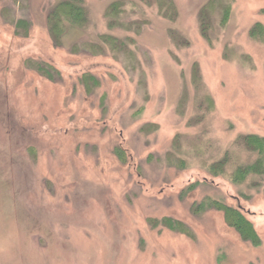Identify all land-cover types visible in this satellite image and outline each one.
<instances>
[{
  "label": "rangeland",
  "instance_id": "obj_1",
  "mask_svg": "<svg viewBox=\"0 0 264 264\" xmlns=\"http://www.w3.org/2000/svg\"><path fill=\"white\" fill-rule=\"evenodd\" d=\"M112 1L84 0L87 24L55 45L57 0H0V264H264V173L228 176L255 159L236 138H264V0H172L173 19L121 0L130 30L108 28ZM100 34L133 39L132 55L81 47ZM226 152V173H211ZM163 218L192 237L151 227Z\"/></svg>",
  "mask_w": 264,
  "mask_h": 264
},
{
  "label": "trees",
  "instance_id": "obj_2",
  "mask_svg": "<svg viewBox=\"0 0 264 264\" xmlns=\"http://www.w3.org/2000/svg\"><path fill=\"white\" fill-rule=\"evenodd\" d=\"M159 13L168 19H173L175 16V8L172 0H156ZM207 4L203 5L199 12L200 33L202 37L209 41V13ZM124 3L121 0H113L105 9L104 16L107 20L109 29L119 28V30L132 29L133 22H124L122 18L125 14ZM227 16V8L223 12V18ZM88 22L87 9L84 0H57L53 7L48 11L46 16L47 31L51 40L55 45H61L63 37L68 29H81ZM25 22L18 20L15 24V31L22 36L27 35L25 30ZM138 29V26H136ZM20 33H19V32ZM133 43L131 38H119L110 34H100L98 42L96 43H83L81 47L84 50L96 54L111 53L114 57L119 54L125 56L132 55L129 49L130 44ZM27 65L39 74L53 80L52 69L46 65L37 62H27ZM193 80L199 78L197 65L194 64L192 68ZM93 79V77H91ZM96 84V83H95ZM236 144L242 145L247 151L255 154L253 163L250 164H235V168L228 174L230 180L234 184H241L251 175H262L264 173V138L256 135H244L236 138ZM232 161L229 152L217 161L208 165V170L213 174L226 173V168ZM233 162V161H232ZM225 222L233 227L240 237L249 241L252 245H258L259 239L253 228L251 222L244 218L236 208H231L226 205L221 206ZM151 227L155 228L161 225L169 230H174L192 237L189 229L179 221L170 218H163L161 220L151 222ZM160 223V224H157Z\"/></svg>",
  "mask_w": 264,
  "mask_h": 264
}]
</instances>
